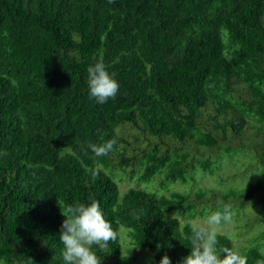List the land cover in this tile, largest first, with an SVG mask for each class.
<instances>
[{"label":"trees","instance_id":"16d2710c","mask_svg":"<svg viewBox=\"0 0 264 264\" xmlns=\"http://www.w3.org/2000/svg\"><path fill=\"white\" fill-rule=\"evenodd\" d=\"M100 60L120 86L103 104L88 88ZM111 138L107 156L88 148ZM238 155L227 177L261 176L198 185ZM109 167L188 187L120 194ZM92 200L132 246L126 259L119 233L93 246L100 264H181L189 220L223 204L255 210L242 233H257L218 246L264 262V0H0V264H66L61 211Z\"/></svg>","mask_w":264,"mask_h":264},{"label":"clouds","instance_id":"9594fccd","mask_svg":"<svg viewBox=\"0 0 264 264\" xmlns=\"http://www.w3.org/2000/svg\"><path fill=\"white\" fill-rule=\"evenodd\" d=\"M109 2L111 3L112 0ZM87 73L90 99L103 104L116 97L119 83L114 78L115 73L110 74L102 60L89 66ZM116 144L117 140L111 138L100 144L89 143L88 148L96 157H101L113 151ZM90 171L92 178L96 179L101 168L95 167ZM61 212L65 217L59 236L64 246L63 260L66 264H100L101 257L96 254L93 246H98L101 251L106 250L110 241L117 240L118 233L105 219L99 201L92 200L88 205L70 204ZM235 214L231 205L223 204L220 209L207 215L203 222L192 224L190 252L183 258L181 264H247L246 255L229 247L218 246L220 226L230 223ZM127 256L122 258L126 259ZM158 264H171V260L165 254ZM257 264L264 262L258 261Z\"/></svg>","mask_w":264,"mask_h":264},{"label":"rangeland","instance_id":"374dc122","mask_svg":"<svg viewBox=\"0 0 264 264\" xmlns=\"http://www.w3.org/2000/svg\"><path fill=\"white\" fill-rule=\"evenodd\" d=\"M244 160H246V157H244L243 155H238L236 158L231 159L228 163H224L219 170L221 176L224 177L223 181H220L219 177H214V178L204 177L203 179L198 180V185L208 184V185H216L218 187H223L228 185L242 186L246 182L261 176V174L257 173V171L248 172L244 176L238 175L234 178H230L225 175L226 173L228 174V172L231 173L230 171H233V169H235L240 164V162ZM104 170L106 173L113 175L114 180L118 183L120 194H123L128 188L134 187V188H142L147 191L154 192L159 196L160 195L169 196L171 192L184 191L188 187L187 184L181 183L179 181L176 182L169 181L167 186L160 187L158 186L157 183L158 178H156L151 182H144V181L139 182L136 179H126L125 177H122L121 169H115L109 167ZM243 212L244 213H242L237 218L234 216L233 220L230 223L221 225L219 229L220 233H224L232 238L236 250H239L241 246L246 244V239L250 235L257 233V228L253 229L250 233H245V234L242 233V227L246 217L256 213V211L253 209H246ZM176 216L181 221H183L182 217L179 214H176ZM206 217L207 215L203 217H197L192 220H189V222L191 224L201 223L206 219ZM118 233L120 237V243L122 245V255L127 256L129 255V251H131L132 249V246L129 243V238L127 236V229L123 226H120ZM123 264H153V262L145 259L136 262L124 261Z\"/></svg>","mask_w":264,"mask_h":264}]
</instances>
